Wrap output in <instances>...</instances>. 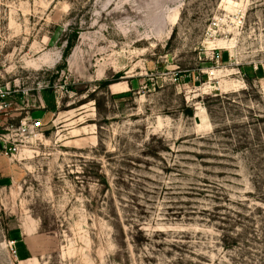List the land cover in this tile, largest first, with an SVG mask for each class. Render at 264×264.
<instances>
[{
    "label": "rangeland",
    "instance_id": "1",
    "mask_svg": "<svg viewBox=\"0 0 264 264\" xmlns=\"http://www.w3.org/2000/svg\"><path fill=\"white\" fill-rule=\"evenodd\" d=\"M0 88V264H264V0H0Z\"/></svg>",
    "mask_w": 264,
    "mask_h": 264
},
{
    "label": "built area",
    "instance_id": "2",
    "mask_svg": "<svg viewBox=\"0 0 264 264\" xmlns=\"http://www.w3.org/2000/svg\"><path fill=\"white\" fill-rule=\"evenodd\" d=\"M10 93H11L10 90H3L2 88H0V96L2 95L3 97H5L6 95H8V94H10ZM41 124H42L41 120L38 119L37 121H34V122L32 123V127H33V128H38V127L41 126ZM25 125H26V123L24 122V123H23V127H24V129H26Z\"/></svg>",
    "mask_w": 264,
    "mask_h": 264
},
{
    "label": "trees",
    "instance_id": "3",
    "mask_svg": "<svg viewBox=\"0 0 264 264\" xmlns=\"http://www.w3.org/2000/svg\"><path fill=\"white\" fill-rule=\"evenodd\" d=\"M72 47H73V44H71L70 48H69V49L67 50V52L65 53V55H64V59H65V61H66L67 56L69 55V51L71 50ZM16 240H19V238H16Z\"/></svg>",
    "mask_w": 264,
    "mask_h": 264
},
{
    "label": "crops",
    "instance_id": "4",
    "mask_svg": "<svg viewBox=\"0 0 264 264\" xmlns=\"http://www.w3.org/2000/svg\"><path fill=\"white\" fill-rule=\"evenodd\" d=\"M217 57L219 58V55Z\"/></svg>",
    "mask_w": 264,
    "mask_h": 264
}]
</instances>
